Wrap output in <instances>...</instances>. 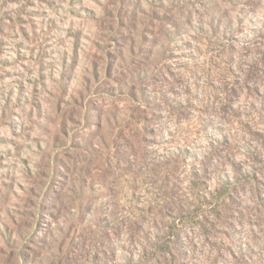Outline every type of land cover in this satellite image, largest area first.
Instances as JSON below:
<instances>
[{
    "label": "rangeland",
    "instance_id": "374dc122",
    "mask_svg": "<svg viewBox=\"0 0 264 264\" xmlns=\"http://www.w3.org/2000/svg\"><path fill=\"white\" fill-rule=\"evenodd\" d=\"M0 264H264V0H0Z\"/></svg>",
    "mask_w": 264,
    "mask_h": 264
}]
</instances>
